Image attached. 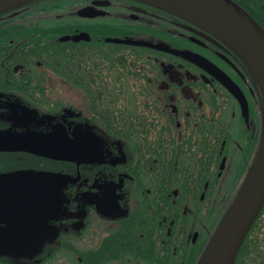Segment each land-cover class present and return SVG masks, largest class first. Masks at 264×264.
Returning <instances> with one entry per match:
<instances>
[{"label": "flooded vegetation", "instance_id": "af4514ba", "mask_svg": "<svg viewBox=\"0 0 264 264\" xmlns=\"http://www.w3.org/2000/svg\"><path fill=\"white\" fill-rule=\"evenodd\" d=\"M234 1L264 27V0ZM263 126L246 60L180 13L144 0L0 11V177L54 178L19 186L46 195L38 213L0 216V264H197ZM47 134L75 157L21 147ZM235 264H264V207Z\"/></svg>", "mask_w": 264, "mask_h": 264}, {"label": "water", "instance_id": "95a60500", "mask_svg": "<svg viewBox=\"0 0 264 264\" xmlns=\"http://www.w3.org/2000/svg\"><path fill=\"white\" fill-rule=\"evenodd\" d=\"M29 0H0V11ZM165 7L209 28L236 48L251 67L262 91L264 101V27L234 0H144ZM89 37L82 31L75 35H64L62 40H80ZM108 40L142 43L130 39L109 37ZM225 83L241 97L242 90L230 77ZM243 100V99H242ZM246 102V99L244 97ZM248 110L247 103L244 105ZM21 147L55 158H73L77 147L56 134L34 135ZM54 179V178H53ZM51 177L31 181L27 177H0V216L35 214L45 206L38 201L45 194H23L21 183L42 182L37 188L50 184ZM53 183V182H52ZM9 186H13L10 189ZM55 197L57 187L52 184ZM29 201L25 203L24 201ZM46 206H48L46 204ZM264 206V126L261 144L256 158L239 192L217 227L212 239L197 264H235L238 253Z\"/></svg>", "mask_w": 264, "mask_h": 264}, {"label": "bare ground", "instance_id": "6f19581e", "mask_svg": "<svg viewBox=\"0 0 264 264\" xmlns=\"http://www.w3.org/2000/svg\"><path fill=\"white\" fill-rule=\"evenodd\" d=\"M257 218H258V217H257ZM257 218H256V220H257ZM256 220H255V221H256Z\"/></svg>", "mask_w": 264, "mask_h": 264}, {"label": "trees", "instance_id": "16d2710c", "mask_svg": "<svg viewBox=\"0 0 264 264\" xmlns=\"http://www.w3.org/2000/svg\"><path fill=\"white\" fill-rule=\"evenodd\" d=\"M64 31V30H63Z\"/></svg>", "mask_w": 264, "mask_h": 264}]
</instances>
